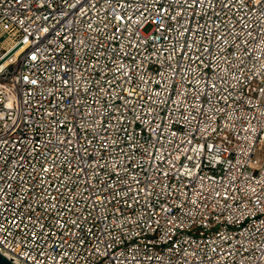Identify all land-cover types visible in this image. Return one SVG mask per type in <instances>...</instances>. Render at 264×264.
Here are the masks:
<instances>
[{"label":"built area","instance_id":"2783aa9c","mask_svg":"<svg viewBox=\"0 0 264 264\" xmlns=\"http://www.w3.org/2000/svg\"><path fill=\"white\" fill-rule=\"evenodd\" d=\"M0 253L264 264V0H0Z\"/></svg>","mask_w":264,"mask_h":264},{"label":"water","instance_id":"95a60500","mask_svg":"<svg viewBox=\"0 0 264 264\" xmlns=\"http://www.w3.org/2000/svg\"><path fill=\"white\" fill-rule=\"evenodd\" d=\"M20 48V46L18 47ZM0 264H15L14 262H12L11 260H9L6 256L2 255L0 253Z\"/></svg>","mask_w":264,"mask_h":264},{"label":"rangeland","instance_id":"374dc122","mask_svg":"<svg viewBox=\"0 0 264 264\" xmlns=\"http://www.w3.org/2000/svg\"><path fill=\"white\" fill-rule=\"evenodd\" d=\"M149 29H150V28H148L147 31H148ZM257 158L260 159V160L262 159V152H258V154H257Z\"/></svg>","mask_w":264,"mask_h":264}]
</instances>
